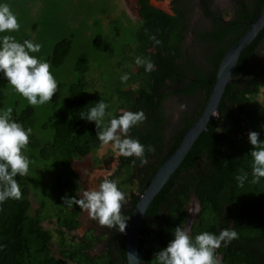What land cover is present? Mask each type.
Segmentation results:
<instances>
[{"label": "trees", "instance_id": "16d2710c", "mask_svg": "<svg viewBox=\"0 0 264 264\" xmlns=\"http://www.w3.org/2000/svg\"><path fill=\"white\" fill-rule=\"evenodd\" d=\"M137 1L140 24L134 36L135 57L131 59L138 67L137 72L127 65L130 59L123 58L125 48L119 55L110 53L102 31L92 40L96 52L109 54L106 65L110 69L111 61L121 56L116 66L124 68L123 74L128 73L127 81L122 83L123 74L114 71L110 95L97 93L90 75L87 78L92 72V62L86 58L77 61L73 67L78 80L69 86L64 107L45 118L41 126L43 131H51L49 141L36 135L38 120L34 107H24L20 112L13 110L12 119L33 130L23 152L35 165V179L49 180L51 200L33 208L31 175L15 177L21 198L0 203V264H128L122 232L115 228H108L105 237L90 233L79 242L68 239L81 227L83 211L76 205L64 206L61 199L65 195L82 199L79 198L80 179L72 164L96 154L102 147L96 138L95 122L81 119V113H87L103 100L108 106L106 112L112 116L140 110L146 116V120L130 128L127 135L154 148L153 152H146L148 163L141 166L139 160L132 163L136 159L133 156H119L120 166L111 178L124 192L125 199H129L121 207V214L129 221L139 200L130 187L144 192L159 167L181 144L184 134L204 111L222 58L247 33L264 6V0H241L233 17L226 21L212 10L208 0H200L203 15L212 22L210 31L193 29L196 38L210 47L206 66L202 68L195 58L186 56L183 51L184 38L190 29V10L182 6L184 0H172V15L152 7L150 0ZM93 26L104 29L100 22H94ZM150 36L161 43L155 44ZM25 39L32 40V37L29 35L19 42ZM73 43V38H63L54 45L47 60L50 68L59 69L65 64ZM263 46L264 28L239 56L234 81L225 90L217 119L200 135L150 205L141 225L138 253L141 262L153 264L154 254L167 246L174 229L185 228L191 220L187 228L192 236L203 231L218 234L223 228L236 230L237 238L228 247L222 245L216 250L221 264H264V178L258 184L246 181L243 187H238L234 178L243 169L251 179L248 154L252 145L247 139L248 132L257 131L264 140V105L258 101L264 89ZM137 56L150 58L155 70L145 72L142 66L135 64ZM8 86L0 73V109L5 108L9 97ZM170 95H180L190 104L168 137L170 124L166 116L169 115L163 105ZM108 118L105 117V123ZM98 162L101 160L96 158L95 163ZM47 204L50 205L47 207ZM197 206L199 212L190 219V212ZM45 223L54 227L47 228ZM144 239L154 245L147 246ZM97 244L103 245L99 256L91 254Z\"/></svg>", "mask_w": 264, "mask_h": 264}, {"label": "clouds", "instance_id": "9594fccd", "mask_svg": "<svg viewBox=\"0 0 264 264\" xmlns=\"http://www.w3.org/2000/svg\"><path fill=\"white\" fill-rule=\"evenodd\" d=\"M19 28L17 17L9 5L0 2V33H12ZM149 38L155 44L161 43L154 36ZM40 49L41 44L34 43L31 39L19 42L12 35H0V73L13 90L26 98L31 106L49 102L57 91V81L50 71V64L43 58L32 55L40 52ZM134 62L142 66L145 72L155 70V63L148 57L137 56ZM128 78V73H124L120 80L123 83ZM107 107V104L100 100L90 107L87 113H81L80 118L95 122L96 138L102 146L111 143L113 151H118L120 155L134 156L136 159L132 161L133 164L139 160L141 166L146 165V152H153L154 148L127 135L130 128L146 120L143 110L124 111L117 117L106 112ZM185 107L184 104L179 105L180 110ZM12 112L11 107L0 109V203L21 198V188L15 177L26 176L31 163L23 150L29 144L33 130L12 119ZM106 116L109 118L105 123ZM121 134H124L123 138ZM247 139L252 145L248 154L251 157V179L249 180L248 172L239 170L234 177L238 187H243L246 181L258 184L264 178V140L260 139V133L257 131H249ZM111 175V171H93L90 173V179L103 176L98 189L84 191L82 199L70 198L67 195L61 199L64 206H78L99 225L124 232L129 219L121 214L122 204L126 203L125 194L118 188L115 180L108 178ZM198 212L199 206L192 214ZM237 236L238 233L232 228H223L218 234L203 231L192 236L187 228L177 226L167 246L154 254L153 264H221L216 250L222 245L228 247Z\"/></svg>", "mask_w": 264, "mask_h": 264}, {"label": "rangeland", "instance_id": "374dc122", "mask_svg": "<svg viewBox=\"0 0 264 264\" xmlns=\"http://www.w3.org/2000/svg\"><path fill=\"white\" fill-rule=\"evenodd\" d=\"M189 1L192 4L188 15L190 29L186 34L183 51L186 56L195 58V62L204 68L206 66L205 59L209 54L210 47L208 44L198 41L193 29L206 32L210 31L211 27L209 21L202 15L201 8L198 7V0ZM238 1L222 0V2L218 1V4H216V1L212 0L213 9L215 12L221 14L226 21H229L236 12ZM0 2L9 5L10 10L16 15L20 25L18 31L2 33V35H12L17 41L30 35L34 43L41 44L40 52L32 53L37 58H43L47 61L54 45L58 41L63 38H73L74 40L73 50L65 61V64L59 69L50 68L57 81V91L53 95L56 100H50L43 105L32 106L37 110L36 135L39 139L49 141L52 138L51 131H43L41 126L45 118L55 115L60 108L64 107L68 99L67 91L69 86L78 80V74L75 73L73 67L77 61L86 58L92 62L90 65L92 72L90 71L87 74V78L90 75V80L93 82L95 91L97 93L102 92L104 93L103 95L109 96L111 93V85L115 77L114 71L123 74L124 68L120 69L116 66V63L121 61V56L111 61L110 69L106 65L109 54H100L93 49L92 40L97 33L101 34L102 31L105 46L110 53L114 52L119 55L125 48L123 58L130 59L127 65L134 72L138 71V67L131 63V59L135 57L134 50L136 49L135 30L140 24L137 0H0ZM150 3L153 7L169 15L173 14L169 0H151ZM94 22H100L104 29H97L93 26ZM34 28L36 29L34 30ZM262 51L264 52V46L262 47ZM133 87L136 88V86ZM104 89H107V91H104ZM7 91L9 97L7 96L4 109L11 107L13 110L20 112L24 107L31 106L28 104L26 98L15 92L10 85ZM167 92L169 93V91ZM115 99L117 100V98ZM258 101L264 105V89L261 91ZM16 103H18L17 106ZM180 104L186 105V110H188L187 106H189L190 101L179 96L170 95L165 104V111L171 118L172 133L177 128L182 117L181 114L184 112V109L180 110ZM117 134L119 135V131ZM123 135L121 134V138H123ZM168 137L170 136L168 135ZM119 156L122 155L118 151H113L111 143H109L108 145H103L96 154L73 162V171L79 176V182L82 187L79 198H83L82 193L84 189L83 177L79 170L92 171L100 167L108 158L118 159ZM96 158L101 160V162L95 163ZM34 166L31 162L28 174L29 176L31 175L30 181L33 187L32 202L33 208L36 209L40 206L41 202L49 203L51 200V186L49 180L35 179L33 173ZM116 171L109 178H112ZM102 179L103 177L98 178L97 185H99ZM130 188L134 195H138L135 187L131 186ZM48 205L50 204H47V207ZM45 227L52 229L54 225L45 223ZM106 228L108 229V227ZM90 233L94 235L93 228L88 229L82 236V239ZM75 235L76 232L68 236V239L79 242V237ZM106 235V233H103L96 237H105ZM144 242L147 246L154 245L150 240L144 239Z\"/></svg>", "mask_w": 264, "mask_h": 264}, {"label": "water", "instance_id": "95a60500", "mask_svg": "<svg viewBox=\"0 0 264 264\" xmlns=\"http://www.w3.org/2000/svg\"><path fill=\"white\" fill-rule=\"evenodd\" d=\"M263 28L264 6L257 16L256 20L250 24V28L248 29L247 33L228 51L224 58H222L216 73L215 81L213 82V88L210 97L202 114L184 134L181 144L159 167L152 180L148 184L147 189L142 193H137L139 196V200L134 208L132 218L127 221L126 228L124 232H122V237L126 244L128 264H146L145 262L140 261L138 255L141 225L144 221L145 215L148 212L150 205L155 200L156 196L168 183L172 175L177 171L179 165L182 164L188 152L193 147L194 143L203 132L207 131L208 125L212 122V120L217 119V110L225 93V90L227 86L229 84H232L234 81L233 72L238 62L239 56H241L242 52L255 40V38L259 35ZM119 166V159L108 158L100 167L92 171L79 170L84 182L83 192L92 190L94 188L98 189L97 180L99 177H103L96 176L90 179V173H92L93 171H111L113 174ZM192 213L193 211L190 212V219H193L195 216ZM80 220L81 227L76 231L75 235L78 236L80 240H82V236L90 228L94 229L95 237L103 233L108 234V229L106 228V226L99 225L98 222L88 216L87 212L82 211V217ZM191 224L192 221L189 220L185 228L190 227ZM102 250L103 245L97 244L91 254L99 256Z\"/></svg>", "mask_w": 264, "mask_h": 264}, {"label": "flooded vegetation", "instance_id": "af4514ba", "mask_svg": "<svg viewBox=\"0 0 264 264\" xmlns=\"http://www.w3.org/2000/svg\"><path fill=\"white\" fill-rule=\"evenodd\" d=\"M170 1V5H171V7H172V9H173V4H172V0H169ZM209 2H210V7L212 8V10L214 11V9H213V4H212V0H208ZM216 1V4H218V1L219 2H222V0H215ZM241 0H239L238 1V3L240 2ZM150 2H151V0H150ZM150 5H151V3H150ZM137 6H138V1H137ZM152 6V5H151ZM182 6L185 8V9H188V11L190 10V7H192L191 6V4H190V1L188 0V1H186V0H184L183 1V3H182ZM153 7V6H152ZM198 7L199 8H201V11H202V6H201V4H200V0H198ZM155 8V7H154ZM157 9V8H156ZM158 10H160V9H158ZM162 11V10H161ZM164 12V11H163ZM215 12V11H214ZM215 13H217V12H215ZM138 14H139V12H138ZM219 14V13H218ZM202 15H203V11H202ZM221 15V14H220ZM204 16V15H203ZM139 18H140V16H139ZM204 18L206 19V20H208L209 21V24H210V27L212 28V22H211V20H209L207 17H205L204 16ZM196 37V36H195ZM185 40H186V36H185V38H184V42H183V44L185 43ZM198 41H200V42H202L201 40H198ZM202 43H204V42H202ZM175 96H179V97H182V96H180V95H175ZM183 98V97H182ZM166 102H167V100L164 102V105H163V107H164V110H165V104H166ZM188 110H189V108H188ZM188 110H186V107L184 108V112L181 114V116H183V114L184 113H186ZM167 118H169V124H170V129H169V131L167 132V135H171V131L173 130L172 129V127H171V122H170V120H171V118H170V116H166ZM182 118V117H181ZM181 121V120H180ZM180 123V122H179ZM178 123V124H179ZM172 129V130H171ZM109 179H111V178H109ZM133 196V194H131V197ZM130 197V196H129ZM125 200H129V199H127V197H126V199ZM124 204H127V201H126V203H124ZM81 217H82V214H81ZM81 217H80V219H81Z\"/></svg>", "mask_w": 264, "mask_h": 264}]
</instances>
